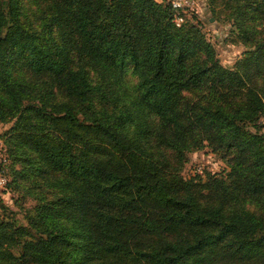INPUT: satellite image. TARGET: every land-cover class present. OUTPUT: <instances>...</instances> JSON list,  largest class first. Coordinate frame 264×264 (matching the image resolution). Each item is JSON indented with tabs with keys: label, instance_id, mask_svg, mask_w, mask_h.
<instances>
[{
	"label": "trees",
	"instance_id": "trees-1",
	"mask_svg": "<svg viewBox=\"0 0 264 264\" xmlns=\"http://www.w3.org/2000/svg\"><path fill=\"white\" fill-rule=\"evenodd\" d=\"M210 3L252 45L234 67L167 0H0L6 150L51 185L0 264H264V0ZM204 146L226 167L183 177Z\"/></svg>",
	"mask_w": 264,
	"mask_h": 264
},
{
	"label": "rangeland",
	"instance_id": "rangeland-1",
	"mask_svg": "<svg viewBox=\"0 0 264 264\" xmlns=\"http://www.w3.org/2000/svg\"><path fill=\"white\" fill-rule=\"evenodd\" d=\"M158 1L165 2L166 0ZM193 1V8L184 11L185 24H193L198 27L205 39L214 46L220 62L224 66L234 67L236 60L252 45L246 44L237 31L232 22L230 8L219 3L211 4L210 0ZM29 3L30 1L27 2V4ZM33 5L30 4L29 6L28 13L30 16H32ZM26 9L28 8L26 7ZM123 71L131 84L138 82V78L132 72L131 65H126ZM108 91L110 92L112 89L110 88ZM261 121L260 130L264 133L263 118H261ZM11 124L12 120L8 122L0 121V219L13 221L16 225L26 226L28 233L22 237L23 240L36 239L40 234L28 224L27 218L28 215L33 214L32 208L39 202L38 196L45 194L49 197L47 189L51 185L45 182V176L50 175H38L36 173L31 176L30 171L24 173L25 176L22 175L25 171L21 166V162L17 161L15 157H11L8 150H6L4 131ZM125 126L128 130L133 129L132 124H126ZM225 167L226 162L220 153L211 150L209 146H204L189 152L187 159L179 164L178 172L185 178L200 175V178L207 179L208 175L220 172ZM14 178L16 182L13 184ZM60 224L76 236L77 240H81V235L78 236L76 233L80 224H82L79 221L78 213H73V217L69 219L62 218ZM20 249L21 245H18L13 248V251L18 254ZM83 254L82 250L75 252V255L79 258Z\"/></svg>",
	"mask_w": 264,
	"mask_h": 264
},
{
	"label": "built area",
	"instance_id": "built-area-1",
	"mask_svg": "<svg viewBox=\"0 0 264 264\" xmlns=\"http://www.w3.org/2000/svg\"><path fill=\"white\" fill-rule=\"evenodd\" d=\"M171 6H173L177 11L174 15V22L179 25L184 20V11L186 9H192L193 8V0H167ZM182 12V14L180 13Z\"/></svg>",
	"mask_w": 264,
	"mask_h": 264
}]
</instances>
